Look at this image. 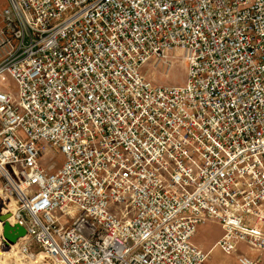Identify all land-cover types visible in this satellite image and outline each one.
Returning a JSON list of instances; mask_svg holds the SVG:
<instances>
[{
  "label": "built area",
  "instance_id": "1",
  "mask_svg": "<svg viewBox=\"0 0 264 264\" xmlns=\"http://www.w3.org/2000/svg\"><path fill=\"white\" fill-rule=\"evenodd\" d=\"M4 2L0 215L26 231L20 259L208 264L192 239L212 222L261 264L264 0ZM174 51L184 87L144 75Z\"/></svg>",
  "mask_w": 264,
  "mask_h": 264
},
{
  "label": "rangeland",
  "instance_id": "2",
  "mask_svg": "<svg viewBox=\"0 0 264 264\" xmlns=\"http://www.w3.org/2000/svg\"><path fill=\"white\" fill-rule=\"evenodd\" d=\"M5 6L4 0H0V8ZM3 28L2 19L0 17V32ZM3 47L0 46V59L3 56ZM171 57H174L175 60L171 65L165 66L164 64L158 63L156 61L150 62L143 70L144 75L155 84L162 86H177L184 87L188 80V68L184 62L183 54L181 51H174L171 54ZM0 90L5 92H10L12 94L17 93V85L13 79L9 76H3L0 78ZM51 159L56 164L57 169H59L64 163V159L62 157L57 156V158L53 157V153L50 152L47 159L43 162V164L51 163ZM2 204L0 206V212L2 208ZM11 224H13L11 222ZM0 230L2 234V226L0 225ZM224 232L221 226L217 223H206L205 225L199 227L197 235L194 237L192 244L196 247H200L205 250V252H209L213 249L216 242L223 236ZM207 250V251H206ZM239 251L243 255L253 256L252 252L248 250L246 246L241 245L239 247ZM1 252V251H0ZM210 261L209 264H233L229 257L223 255L220 249L211 251L210 253ZM10 260V264H29L20 259L17 255L12 257Z\"/></svg>",
  "mask_w": 264,
  "mask_h": 264
},
{
  "label": "water",
  "instance_id": "3",
  "mask_svg": "<svg viewBox=\"0 0 264 264\" xmlns=\"http://www.w3.org/2000/svg\"><path fill=\"white\" fill-rule=\"evenodd\" d=\"M11 215H0V224L3 227V236H1V250L9 251L11 246L16 245L20 239L26 235L25 229L19 226H13L10 223Z\"/></svg>",
  "mask_w": 264,
  "mask_h": 264
},
{
  "label": "bare ground",
  "instance_id": "4",
  "mask_svg": "<svg viewBox=\"0 0 264 264\" xmlns=\"http://www.w3.org/2000/svg\"><path fill=\"white\" fill-rule=\"evenodd\" d=\"M7 208H9V207H7ZM6 214H11V210L7 211ZM10 222L13 223V220L10 219ZM0 232H1V230H0ZM1 236H3V227H2V234L0 233V237ZM20 240H19V242H20ZM19 242L16 245L11 246L10 250L7 251V252L4 251V250H1V248H0V251H1L0 252V264H10V260L9 259H12V257L16 256V250H17V255H18V246L17 245L19 244ZM209 256H208V260H210ZM18 257H19V255H18Z\"/></svg>",
  "mask_w": 264,
  "mask_h": 264
},
{
  "label": "crops",
  "instance_id": "5",
  "mask_svg": "<svg viewBox=\"0 0 264 264\" xmlns=\"http://www.w3.org/2000/svg\"><path fill=\"white\" fill-rule=\"evenodd\" d=\"M222 228V227H221ZM199 229V228H198ZM223 230V229H222ZM197 232H198V230H197ZM196 235H197V233H196ZM195 235V236H196ZM194 236V237H195ZM223 236H224V234H223ZM222 236V237H223ZM221 237V238H222ZM221 238L216 242V244L221 240ZM194 239V238H193ZM193 239H192V242H193ZM216 244L214 245V247H213V249L211 250V251H215V250H218L219 248H217L216 247ZM244 246V245H243ZM196 247V246H195ZM240 247V246H239ZM196 248H198L199 250H201L204 254H206V255H210V253H211V251H209V252H205V250L204 249H202V248H200V247H196ZM249 250V249H248ZM207 251V250H206ZM221 251V250H220ZM252 252V251H251ZM221 253L223 254V255H225L222 251H221ZM252 254H254L253 256H248V255H243V254H241L240 253V251H239V248H238V253L236 254V255H234V256H227V255H225V256H227V257H229L230 258V260L233 262V264H238V262H237V257L238 256H245V257H248V258H251V259H255V258H257L258 257V254L257 253H254V252H252ZM211 256V255H210ZM209 256V257H210ZM209 261L210 260H208V264H209ZM261 264H264V253L263 254H261Z\"/></svg>",
  "mask_w": 264,
  "mask_h": 264
}]
</instances>
